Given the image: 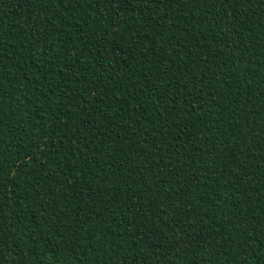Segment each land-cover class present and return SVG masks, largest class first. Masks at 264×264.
<instances>
[{
	"label": "trees",
	"instance_id": "obj_1",
	"mask_svg": "<svg viewBox=\"0 0 264 264\" xmlns=\"http://www.w3.org/2000/svg\"><path fill=\"white\" fill-rule=\"evenodd\" d=\"M0 264H264V0H0Z\"/></svg>",
	"mask_w": 264,
	"mask_h": 264
}]
</instances>
